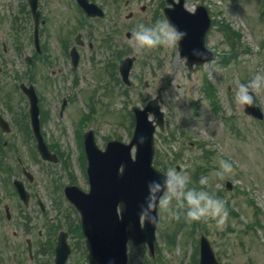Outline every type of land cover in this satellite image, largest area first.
Masks as SVG:
<instances>
[{"label":"rangeland","instance_id":"obj_1","mask_svg":"<svg viewBox=\"0 0 264 264\" xmlns=\"http://www.w3.org/2000/svg\"><path fill=\"white\" fill-rule=\"evenodd\" d=\"M95 1L107 11L106 17L86 21L73 0H40L45 21L40 27L41 52L36 54L25 20L26 0H0V41L14 44L12 53L16 54L5 65L8 68L0 61V114L12 128L7 134L0 131V144L3 139L12 143L9 160L12 163L16 158V174L21 172L20 159L45 197L46 188L57 181H72L86 190L81 135L92 128L101 143L109 138L128 142L134 127L131 106L142 107L160 93L165 129L155 133L154 165L164 172L175 166L187 172L191 178L188 187L203 189L224 201L228 215L222 225L212 219L187 223L183 216L174 220L157 210L153 257L145 244L129 243L128 264H199L201 232L222 264H264V118L249 116L236 100L241 83L264 73V0H186L188 8L193 7L192 1L204 3L213 19L206 45L213 50L214 59L192 70L177 56L176 47H157L143 54L130 47L126 33H132L138 23L152 26L164 19V0ZM225 24L236 31L233 37L221 30ZM77 32L92 47H79L80 61L73 67L66 48L74 43ZM107 40L111 41L108 45ZM26 54L33 57L31 65L24 61ZM126 55L136 56L130 88L121 82L117 68L112 75L107 71L111 61L117 65ZM166 73L172 75L169 86L164 81ZM20 82L36 89L40 111L47 117L41 120V131L51 150L57 146L56 164L42 162L35 152ZM253 93L255 104L264 113V91ZM2 96H8L11 106ZM63 99L66 106L60 113ZM221 159L232 164V171L222 176L217 174L222 171ZM171 160V165L166 164ZM58 175L60 180H53ZM3 178L9 179V174L0 171V181ZM202 179L206 183L201 184ZM226 181L231 183L229 190ZM64 216L75 219L67 204ZM74 242L76 264H95L85 240L78 236Z\"/></svg>","mask_w":264,"mask_h":264},{"label":"water","instance_id":"obj_2","mask_svg":"<svg viewBox=\"0 0 264 264\" xmlns=\"http://www.w3.org/2000/svg\"><path fill=\"white\" fill-rule=\"evenodd\" d=\"M33 7L36 0H32ZM168 21L187 36L179 43L181 56H187L189 68L193 63H202L212 58L205 48L204 38L210 20L203 12L199 17L188 14L185 10L173 12L165 10ZM193 50L206 53L202 60L193 55ZM132 58H126L120 67L122 78L128 82ZM30 98L32 125L37 134L38 147L44 148L38 136L37 97L31 88H24ZM135 114V128L129 143L118 140L109 141L104 151L99 150L92 138V130L86 132L85 149L88 157L87 173L90 184L88 192L72 187L74 192L68 194L70 202L80 213L82 231L87 238L92 257L97 264H127V242L133 245L146 242L153 253L155 228L157 222L141 225L140 205L146 195V185L150 180L159 179L163 174L152 165L154 156L155 125L148 120V112L153 111L156 123L163 129V113L160 112L157 100H150L144 109L132 107ZM245 111L254 117L262 118L255 101L245 105ZM141 138L143 142L141 143ZM135 145L134 158L131 148ZM45 155V151L43 152ZM69 249L65 240L59 239L55 264H64ZM200 264H220L207 238H200Z\"/></svg>","mask_w":264,"mask_h":264},{"label":"flooded vegetation","instance_id":"obj_3","mask_svg":"<svg viewBox=\"0 0 264 264\" xmlns=\"http://www.w3.org/2000/svg\"><path fill=\"white\" fill-rule=\"evenodd\" d=\"M176 1L177 0H173L172 3L169 4L164 0L162 7L160 6L163 12L162 15L164 14V10L166 8H168L169 11L176 10ZM94 2L98 4V7L96 8H100L101 13H98L96 8H91V11L94 13V15L89 16L85 11H83V9L77 4L75 0V8L77 9L78 13L81 14L82 18L86 19V21L99 20L106 17L107 11H105L104 7L101 6L97 1ZM191 3L193 5L191 10H194L195 6L200 4L199 2L195 1H192ZM125 4L127 5L128 2ZM26 7L28 12L25 13V20L27 19V21H29L28 24L27 22L26 24L28 25V30L31 34L30 45L32 46L33 44L34 53L38 54L41 52V46L39 49L34 42L33 19L29 0H26ZM145 7L146 5L144 4L140 9L144 10ZM16 15L17 12L12 18V20L15 19L14 23L17 21ZM82 37V33L77 32L73 38L74 43L70 47L67 46L66 48L71 64L73 52L74 58L78 60V63L80 61L79 47L82 48L85 46V44L89 48L92 47L91 41H88V39H83ZM0 42L3 53V55H0V61L3 60L1 65H3L5 68H8L5 65L14 57H16V54L12 53V46L15 45H12V43L8 40H3ZM109 42L111 41H106L107 45ZM76 49L79 56L76 55ZM25 59L28 65L32 64V55H27ZM121 61L122 59L117 63V65H115L118 72ZM110 65L113 67L112 61L110 62ZM1 70H3V67H1ZM4 86L7 88L6 85ZM7 90H9L11 93V89L9 87ZM4 97H7V100H4ZM1 98L7 104L12 97L11 95L9 96L10 100L8 96H2ZM26 100L28 104V99L26 98ZM1 115L2 114H0V116ZM5 119L8 122L9 132L4 131V129H7V125L1 122L0 131L2 134L10 133L12 130L9 120L7 118ZM28 119L30 125L31 121L29 113ZM111 139L112 138H109L103 143L99 142L98 140H96V142L100 147L103 148L106 142ZM11 147L12 143H9L7 139H3V141H1L0 171L6 173L7 175L9 174V179L3 178L1 179L2 181H0V264H54L56 244L60 234L63 236V238L67 239V242L71 248V252L67 258L66 264H76L77 260L73 259L76 250L74 248L76 244L74 239L80 236V218L74 207L67 201L65 193L66 185L73 183L57 181L54 183V185L50 186L49 189L46 188L47 196H43V194H40L39 188L37 187L38 183L34 182V175L29 169H27L20 159L18 160V165L21 172L20 175L16 174V158H14L12 163L9 160L11 158L9 156V150ZM48 150L52 152L49 148ZM38 157L42 162L47 164H55L57 162L56 156H52V158L48 160H43L40 153H38ZM59 178L60 176H57L53 180H58ZM46 199H49V204L46 203ZM64 204L69 206V210L72 209V211H74L75 219L64 216ZM64 222L67 223L65 228L63 227ZM63 233H66V236ZM71 238L73 244L71 242Z\"/></svg>","mask_w":264,"mask_h":264},{"label":"clouds","instance_id":"obj_4","mask_svg":"<svg viewBox=\"0 0 264 264\" xmlns=\"http://www.w3.org/2000/svg\"><path fill=\"white\" fill-rule=\"evenodd\" d=\"M187 36L185 31L179 30L167 19H162L152 26L138 23L132 32L129 44L137 54L157 47L175 48ZM193 55L205 60L206 53L193 50ZM264 91V73H257L254 78L241 83L238 87L236 100L240 105L253 103V92ZM143 138H141V143ZM221 172L218 175L232 171V164L227 160H220ZM191 182L189 174L169 167L159 179L150 180L146 185V195L140 205L139 216L143 221L153 224L157 210L166 213L171 219L179 220L183 216L187 223L195 221L215 220L219 225L227 219V209L224 201L209 192L195 187L189 188ZM206 183L205 180L200 181Z\"/></svg>","mask_w":264,"mask_h":264}]
</instances>
